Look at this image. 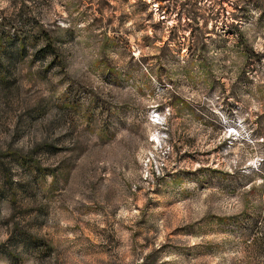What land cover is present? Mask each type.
<instances>
[{
  "label": "rangeland",
  "instance_id": "rangeland-1",
  "mask_svg": "<svg viewBox=\"0 0 264 264\" xmlns=\"http://www.w3.org/2000/svg\"><path fill=\"white\" fill-rule=\"evenodd\" d=\"M0 264H264V0H0Z\"/></svg>",
  "mask_w": 264,
  "mask_h": 264
}]
</instances>
